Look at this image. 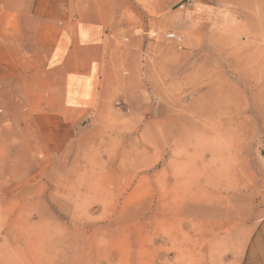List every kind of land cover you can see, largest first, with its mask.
Instances as JSON below:
<instances>
[{
	"label": "rangeland",
	"instance_id": "1",
	"mask_svg": "<svg viewBox=\"0 0 264 264\" xmlns=\"http://www.w3.org/2000/svg\"><path fill=\"white\" fill-rule=\"evenodd\" d=\"M113 38L137 92L61 152L0 93V264H264V0H123Z\"/></svg>",
	"mask_w": 264,
	"mask_h": 264
},
{
	"label": "crops",
	"instance_id": "2",
	"mask_svg": "<svg viewBox=\"0 0 264 264\" xmlns=\"http://www.w3.org/2000/svg\"><path fill=\"white\" fill-rule=\"evenodd\" d=\"M122 3L0 0V93L26 111L50 154L78 139L113 99L137 92V51L124 53L126 76L115 70L121 57L113 33Z\"/></svg>",
	"mask_w": 264,
	"mask_h": 264
},
{
	"label": "built area",
	"instance_id": "3",
	"mask_svg": "<svg viewBox=\"0 0 264 264\" xmlns=\"http://www.w3.org/2000/svg\"><path fill=\"white\" fill-rule=\"evenodd\" d=\"M165 38L170 39V40L180 41L182 37L180 34L176 32H167L165 33Z\"/></svg>",
	"mask_w": 264,
	"mask_h": 264
}]
</instances>
